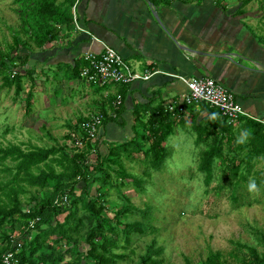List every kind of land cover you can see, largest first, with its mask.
Wrapping results in <instances>:
<instances>
[{
  "label": "trees",
  "instance_id": "trees-1",
  "mask_svg": "<svg viewBox=\"0 0 264 264\" xmlns=\"http://www.w3.org/2000/svg\"><path fill=\"white\" fill-rule=\"evenodd\" d=\"M170 1L150 0L155 6L167 5ZM75 4L76 0H12L11 10L19 25L9 29L12 42L0 50V76L1 86L13 87L16 99L24 91V80L30 83V89H37L33 84L39 78L36 76L38 60L33 57L56 41L62 32L68 38L75 31L72 14ZM20 49L25 51L21 56L17 54ZM31 62L34 67L25 68ZM88 66L83 57L77 60L66 70L71 75L66 80L78 79ZM30 89L24 98L28 111L34 93ZM117 96L107 97L112 110L102 108L85 121L102 115L104 129L117 120L109 115L114 111L119 116L122 105L119 101L114 107ZM157 99L159 95L147 104L134 105L133 137L109 144L105 154L99 150V139L91 142L86 137L80 126L85 122L82 120L67 125L64 139L72 144L68 150L60 145L0 146V259L12 252L16 262L11 264H119L124 260V253L115 251L125 252L131 237L151 231L137 221H122L135 211L122 189L130 183L140 191L144 184L143 179L129 173L131 168L125 164L144 166L143 178L151 171L160 172L168 157L166 139L177 124H187L184 115L175 117L161 100L156 103ZM187 110L191 115V129L196 134L195 144L205 141L210 145L202 151L198 165V171L204 174V185L209 186L213 181L216 158H219L220 172H228L230 183L236 186L246 183L255 158L264 154L263 127L253 120H239L243 122L242 131L249 129L252 136L246 143L237 145L236 153H245L238 160L230 151H223L231 149L236 136L231 128L233 124L227 123L219 110L204 103L191 105ZM109 190H114L120 201V205L115 202L111 208L112 218L107 215L106 206ZM26 195L28 199L23 202L22 197ZM260 237L264 244V234ZM16 242L21 245L19 249ZM248 251L249 257L242 264H264V252L251 247ZM161 255L162 248L152 241L138 264H162ZM185 264L191 262L185 258ZM202 264L225 263L219 252H211Z\"/></svg>",
  "mask_w": 264,
  "mask_h": 264
},
{
  "label": "rangeland",
  "instance_id": "rangeland-1",
  "mask_svg": "<svg viewBox=\"0 0 264 264\" xmlns=\"http://www.w3.org/2000/svg\"><path fill=\"white\" fill-rule=\"evenodd\" d=\"M214 1L217 4L222 0ZM11 2L0 0L1 51L5 44L12 42L9 29L19 25L17 16L11 10ZM236 4L249 12V15L258 18L253 21V30L264 39V0H238ZM24 53V50H17L19 56ZM33 58L40 60V54ZM55 78L56 75H51L48 83L52 87L50 91L48 86H43L42 92L41 85H38L40 78H36L38 83L33 84L37 89H30V83L24 80V91L16 99L13 87L1 86L0 76V146L21 143L39 147L60 145L66 150L72 146L64 139L67 125L85 121V118L91 117L98 110L90 106L89 98H79L89 88L83 79L72 81V84L65 82L58 87ZM29 89L34 93L28 111L24 98ZM52 89H60L61 92L54 94ZM97 89L98 86L94 85L90 91ZM101 133L98 135L99 149L101 143L106 141ZM195 138L196 134L189 124H177L165 142L168 157L162 170L151 171L145 178L142 177L144 166L125 164L131 168L132 172L129 173L143 179L144 184L140 191L130 183L122 189L124 197H128L135 210L122 221H137L142 226H148L151 231L137 234L133 239L131 237V244L125 252L115 251L127 257V260L124 258L119 264H138L139 257L152 241L162 248V264H185V258L191 264H202L211 252H219L225 264H242L249 257L248 247L255 248L259 253L264 252L260 237L264 234V173L250 170L252 174H249L247 182L236 186L232 181L230 183L228 172H220L219 158H216L213 181L205 186L204 174L198 171V165L202 151L210 145L205 141L196 145ZM126 139L124 135H119L113 143ZM108 147L105 146L104 150ZM262 166L261 162L257 163V168ZM250 178L256 181L258 193L249 192ZM106 193L107 215L112 218L115 202L120 205V201L114 190ZM28 196L22 197L23 202Z\"/></svg>",
  "mask_w": 264,
  "mask_h": 264
},
{
  "label": "crops",
  "instance_id": "crops-1",
  "mask_svg": "<svg viewBox=\"0 0 264 264\" xmlns=\"http://www.w3.org/2000/svg\"><path fill=\"white\" fill-rule=\"evenodd\" d=\"M235 1L215 4L214 0H171L167 5L155 6L150 0H76L72 9L75 31L68 38L62 32L40 50L36 67L40 82L36 79L35 83L41 85V92L51 75H56L58 87L65 82L72 84L66 80L71 76L70 72L66 74L69 66L87 51L99 54L103 44L112 47L132 72L152 74L147 81L127 86L109 83L92 92L94 86L89 84L88 92L79 97L89 98L97 112L105 107L112 110L108 96L119 97L122 108L117 120L101 130L106 140L99 149L102 154L119 135H124L125 141L133 137L134 105L147 104L158 95L160 99L155 102L161 100L166 105L184 95L187 90L180 78H212L228 88L251 117L264 120V39L253 30V21L258 18L240 9ZM30 65L34 67L32 62ZM77 80L80 77L73 81ZM184 117L190 125L188 110ZM242 126L243 122L238 121L231 127L236 140ZM237 145L233 142L231 149L223 151L243 159L245 153H236ZM263 156L255 159L251 171L264 173ZM260 162L263 166L257 168Z\"/></svg>",
  "mask_w": 264,
  "mask_h": 264
},
{
  "label": "built area",
  "instance_id": "built-area-1",
  "mask_svg": "<svg viewBox=\"0 0 264 264\" xmlns=\"http://www.w3.org/2000/svg\"><path fill=\"white\" fill-rule=\"evenodd\" d=\"M82 57L89 66L83 68L80 77L92 85L104 87L113 83L127 86L134 81H147L152 76L151 73L140 75L132 72L123 58L112 47L104 44L99 54L87 51ZM180 80L185 84L187 92L165 105L166 110L175 117L185 115L187 107L191 105L204 103L210 108L219 110L229 124H235L241 119H249L258 122L264 129V120L251 117L236 101L233 93L212 78L191 77L180 78ZM119 103L118 99L114 107H117ZM111 117L115 118V114H111ZM102 122L103 116L97 115L81 124L89 140L97 138ZM15 246L19 249L21 245L16 242ZM12 262H16L12 252L1 256L0 263L11 264Z\"/></svg>",
  "mask_w": 264,
  "mask_h": 264
},
{
  "label": "clouds",
  "instance_id": "clouds-1",
  "mask_svg": "<svg viewBox=\"0 0 264 264\" xmlns=\"http://www.w3.org/2000/svg\"><path fill=\"white\" fill-rule=\"evenodd\" d=\"M86 82V81H85ZM89 84V83H88ZM117 100H118V97H117ZM117 100H116V102H117ZM167 104V103H166ZM115 114V112L113 111V112H111L109 115L111 116V114ZM113 118V117H112ZM115 118H116V114H115ZM102 124H103V122H102ZM101 130H102V125H101V127H100V129H99V131H98V135H99V132H101ZM98 135H97V138L95 139V140H90L91 142H94V141H98ZM251 136H252V131L251 130H249V129H244L242 132H241V134H240V136L239 137H237V140H236V143L237 144H244V143H246L250 138H251ZM248 190H249V192H251V193H258L259 192V188H258V186H257V184H256V181L254 180V179H252V178H250L249 179V183H248Z\"/></svg>",
  "mask_w": 264,
  "mask_h": 264
},
{
  "label": "water",
  "instance_id": "water-1",
  "mask_svg": "<svg viewBox=\"0 0 264 264\" xmlns=\"http://www.w3.org/2000/svg\"><path fill=\"white\" fill-rule=\"evenodd\" d=\"M146 1H147V0H146ZM154 17L157 19V16H156V14H154ZM187 51H191V50H189V49H188Z\"/></svg>",
  "mask_w": 264,
  "mask_h": 264
}]
</instances>
